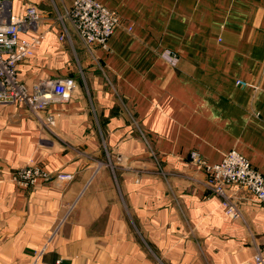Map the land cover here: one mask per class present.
Instances as JSON below:
<instances>
[{
	"label": "crops",
	"instance_id": "obj_1",
	"mask_svg": "<svg viewBox=\"0 0 264 264\" xmlns=\"http://www.w3.org/2000/svg\"><path fill=\"white\" fill-rule=\"evenodd\" d=\"M9 1L45 33L20 79L73 84L38 113L0 103V264H254L264 203L229 185L227 216L190 152L264 177V0H97L120 19L106 48L60 39L72 0ZM25 164L74 176L21 188Z\"/></svg>",
	"mask_w": 264,
	"mask_h": 264
},
{
	"label": "built area",
	"instance_id": "obj_2",
	"mask_svg": "<svg viewBox=\"0 0 264 264\" xmlns=\"http://www.w3.org/2000/svg\"><path fill=\"white\" fill-rule=\"evenodd\" d=\"M64 18V19H63ZM61 21L60 39L68 34L70 26L87 46L107 47V40L116 26L120 24L117 14L97 0H72ZM42 16L39 10L28 5L22 14L12 11L9 0H0V103H22L31 111L38 113L51 102L62 101L69 97L73 81L71 79H48L30 89L18 75V64L34 54L44 37L39 30ZM130 30V27L128 28ZM176 61L173 53H164ZM238 85H247L241 79ZM45 122L54 124L55 115L48 113ZM190 164L207 172L206 186L221 198L224 213L236 218L239 216L235 203L227 194L229 185H237L264 203V177L255 169L247 157L235 149L225 152L220 161L209 164L197 152H190ZM73 174L52 172L42 166L31 164L17 168L13 181L21 188L35 185L39 180L70 181ZM254 264H264V254H253ZM57 264L60 261L56 262Z\"/></svg>",
	"mask_w": 264,
	"mask_h": 264
},
{
	"label": "rangeland",
	"instance_id": "obj_3",
	"mask_svg": "<svg viewBox=\"0 0 264 264\" xmlns=\"http://www.w3.org/2000/svg\"><path fill=\"white\" fill-rule=\"evenodd\" d=\"M57 16V14L55 13V17ZM57 20V19H56ZM27 165H31V164H25V165H23V166H21V167H24V166H27ZM58 261H60V260H58Z\"/></svg>",
	"mask_w": 264,
	"mask_h": 264
}]
</instances>
